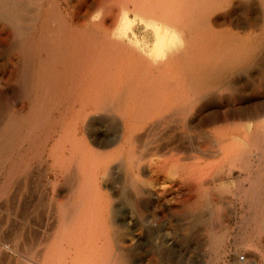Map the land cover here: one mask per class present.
Instances as JSON below:
<instances>
[{
  "label": "bare ground",
  "instance_id": "1",
  "mask_svg": "<svg viewBox=\"0 0 264 264\" xmlns=\"http://www.w3.org/2000/svg\"><path fill=\"white\" fill-rule=\"evenodd\" d=\"M53 1L56 7L47 12L50 20L42 19L44 22L41 21L39 26L42 31L38 35L40 39L38 42L31 40L36 46L28 47L45 53L38 60L41 71L34 73L32 82L28 78L33 72L23 73L18 93L21 96L10 105L11 112L2 115L1 111L9 106L0 103V152L10 150L6 160L0 159V237L5 238L0 242V262L154 264L151 247L146 250L144 258H140L136 247L142 243L151 245L148 240L144 243L138 238L141 229H145L149 239L156 235L158 219L151 210L153 200L156 201L153 188L160 179L162 184L168 183L176 174L186 171L179 162L181 158L170 154L173 150L169 143H163L155 136L166 118L182 109L174 102L184 89L169 74L172 49L182 43L168 24L172 15L169 6L173 0H132V8L122 7L125 9L122 22L112 19V8L106 5L107 0H92L98 18L91 24L85 22L89 18L91 1L65 0L69 11L61 8L60 0ZM181 1V7L176 10L180 14L177 20L191 21L192 28L198 15L205 14L200 13L199 5L195 3L204 0ZM19 10L21 6L17 0H0L1 19L18 15L11 11ZM126 10L141 16L140 22L146 32L142 41L135 29H130L133 20ZM40 14L41 11L28 12L34 21ZM108 23L115 28L112 32L108 31ZM39 27L35 26V29ZM30 28L27 27V31ZM257 31L260 33L259 29ZM181 49L188 61L200 53L202 69H205L206 61L215 60L212 56L206 59L204 51H196L193 42L189 48ZM148 51L151 55L160 53L159 58L157 55L158 59L148 57ZM218 60L222 62L224 58L218 57ZM206 77L204 73L200 83H191L193 93L201 92L202 95L194 96L188 107L190 111L196 108L199 113L195 116L190 111L186 113L190 118L195 117L187 123L184 120L187 127L199 128L227 121L231 116L230 109L212 106L217 93L215 89L206 91L203 88L207 84ZM223 85L218 84L219 88ZM29 93L39 96L28 97ZM25 99L29 101L27 111L24 109ZM242 109L246 111V117L252 116L248 107ZM94 114H98L96 120L104 124L99 133H95ZM214 132L212 137L208 135L220 144V148L198 151L208 158L220 154L223 160L229 159L232 147L223 143L229 133ZM93 143L102 150H95ZM15 154L16 158L12 160ZM9 158L12 162L7 168ZM101 181L108 193L103 191ZM251 203L258 204L256 200ZM108 206L110 209L106 210ZM108 211L112 223L106 222ZM199 212L195 208L189 212L190 225L204 221ZM117 216H120L119 220ZM254 219L257 229L264 230L262 221ZM244 239L245 236H240L239 241L244 242ZM219 260L216 250L213 261L209 260L208 264H218Z\"/></svg>",
  "mask_w": 264,
  "mask_h": 264
},
{
  "label": "rangeland",
  "instance_id": "2",
  "mask_svg": "<svg viewBox=\"0 0 264 264\" xmlns=\"http://www.w3.org/2000/svg\"><path fill=\"white\" fill-rule=\"evenodd\" d=\"M17 1L20 3L21 10L11 12L12 14L17 13L18 15L9 16L7 17L8 19L0 18V103L2 102L6 106H9V109L5 107L4 110L1 111L2 115L11 112L10 105L13 102L15 103V100L21 96L18 93L21 89V82L24 79L23 73L31 72L30 74H32L33 72L34 74L41 71L38 60H40L42 56L44 57L45 53L37 52L36 48L30 50L28 47L29 45H31V47L36 46L31 40L35 39V41L38 42L40 39L38 35L42 32L39 26L42 22L50 20V17L47 16V12L53 7H56L53 0ZM60 1L62 2L60 5L62 6L61 8H65L69 11L70 9L68 5H66V1ZM89 2V18L85 19V22L91 24L96 22L98 13L96 12V4H91L92 0H89ZM105 3L112 8L110 13L112 19L119 22H122V20L124 21L123 11L125 9L122 7L132 8V0H107ZM180 3H182L181 0H173L172 4H170L169 8L172 11V15L169 17L170 20L168 24L172 26L173 32L175 31L174 33H176L179 40L182 42L172 49L171 57L173 61L169 72L170 76L184 89L183 94L174 102L175 106L181 105L182 109L175 111L174 114L171 113L170 115L172 116L169 115L166 118L161 125L162 128L160 127L155 136L162 142L164 141L163 143H169V146H171L170 148L173 150L170 154L173 155L174 158H181L179 162H182L181 164L186 167V171L185 173L176 174L173 179L174 181L171 180L168 183L162 184V180L160 179L153 188L156 201L153 200L154 203L151 205V210L155 211V215L158 219L157 228L155 230L156 235L154 238L149 239L145 229H141V232H138V238L140 237L139 239L144 241V243L148 240L151 245L149 246L143 243L137 245V252L139 256H141L140 258H144L146 250L151 247L154 261L157 262H154V264H208L209 260L213 261L214 252L217 250L220 255L218 264H224L231 252L245 250L256 258L258 264H264V230L261 231L257 229L256 219H254L256 217L264 224V106H261V104H264V0H204L202 3H195L199 5L197 7L200 13L205 12V14L204 16L202 14L198 15V21L192 25V28H190L191 21L187 19L177 20L180 14H178L176 10L181 7ZM36 8H39L38 11H41V14L38 20L34 21L33 18L28 15V12L32 10L38 13ZM116 9L118 10L116 11ZM230 11H232V13ZM129 12L130 11L127 12V15H129L130 20H133L130 29H135V34L138 36V39L142 41L146 36V32L140 22L141 16L138 14L135 15L132 11ZM253 14L255 15L254 17ZM214 17L216 18L215 20ZM67 18L68 20L70 19L69 16ZM149 21L153 22L150 19ZM51 24L55 25V22H51ZM108 24L110 26L108 27V31L112 32L115 28H112L110 23ZM29 26H34V29ZM35 26L39 28L35 29ZM27 27L30 28V30L27 31ZM247 28H249V30ZM258 29L260 33L257 31ZM189 35L192 36L190 37ZM14 36L25 37L27 39L15 42L12 40ZM192 42L195 44L196 51L205 52L206 59L211 56L215 59L212 62L206 61L205 69H202L200 53L197 54L195 59L188 61V58L183 52L184 50L181 49L189 48ZM183 43L185 44L183 45ZM14 52L19 54L20 57L13 55ZM146 53L148 57L154 59H158L160 55V53L155 54L156 52L152 55L149 51ZM156 55L158 58H156ZM218 57H223L224 61L219 62ZM204 73L207 75V84L203 88H205L206 91L215 89V93H217H214L215 100L212 106L216 109H230L231 116L227 121L216 122L211 125L207 124L199 128H190L185 125L184 120H186L185 122L187 123L190 120H195V117L192 116V118H190L186 116V113L190 111L188 107L192 103L194 96L202 95L201 92L197 94L193 93V86L191 83H200L203 80ZM33 74L32 76L29 75L28 80L30 82L35 79V74ZM239 79L242 81H239ZM219 83H224V85L219 88ZM195 87L201 90L199 86ZM27 96L33 97L39 95L29 93ZM25 102L26 105L24 109L27 111L29 101L26 100ZM244 106L251 110L252 116L246 117V111L242 109ZM237 111H239V113ZM190 113L195 116L199 112L194 108L191 109ZM255 115L257 116L255 117ZM97 116L98 114L93 115V121L95 122L94 126L96 128L95 133H99V130L104 128V124L96 120ZM170 121H172L173 124ZM177 129L178 131L176 132ZM181 129H184V132ZM214 131L229 133L223 142L232 147L229 159L223 160L220 154L208 158L198 151L205 150L208 152L220 148V144L210 138L212 137L211 134L215 133ZM92 146L97 151L102 150L94 143ZM9 153L10 150L0 152V159L6 160ZM15 158L16 154L12 160ZM12 160L9 158V163L7 161V168H9ZM249 175L250 177H248ZM250 178L251 181L249 180ZM101 183L103 191L108 193L104 187V183L102 181ZM172 186H174V189ZM239 186H242V188L239 189ZM160 188L161 190H159ZM161 191L164 193L166 192L168 196ZM160 192L161 194L159 195ZM248 192H250V194ZM183 196L185 197L183 198ZM255 200L258 204L252 205L251 202ZM165 206L167 207L165 208ZM194 208L200 210L199 214L203 217L204 221L192 226L188 221L191 217V213L189 212ZM109 209L110 207L108 206L106 210ZM156 209L158 210L156 211ZM205 210H207V212ZM186 214L188 215L186 216ZM211 215L212 219H209ZM110 219L111 216L108 211L106 213V222L109 220V223H112ZM116 219L119 220L120 216H117ZM168 234L169 236H167ZM240 236H245L244 242L239 241ZM162 238H164V241H162ZM3 239L5 238L0 237V242H4L5 240ZM0 263L5 264L4 262Z\"/></svg>",
  "mask_w": 264,
  "mask_h": 264
},
{
  "label": "built area",
  "instance_id": "3",
  "mask_svg": "<svg viewBox=\"0 0 264 264\" xmlns=\"http://www.w3.org/2000/svg\"><path fill=\"white\" fill-rule=\"evenodd\" d=\"M224 264H258L256 258L247 251H233L226 258Z\"/></svg>",
  "mask_w": 264,
  "mask_h": 264
},
{
  "label": "crops",
  "instance_id": "4",
  "mask_svg": "<svg viewBox=\"0 0 264 264\" xmlns=\"http://www.w3.org/2000/svg\"><path fill=\"white\" fill-rule=\"evenodd\" d=\"M23 39H27V38H25V37L23 38V37H20V36H14V37L12 38V40L15 41V42H17V41H21V40H23ZM13 55H17L18 57H20V55L17 54L16 52H14Z\"/></svg>",
  "mask_w": 264,
  "mask_h": 264
}]
</instances>
